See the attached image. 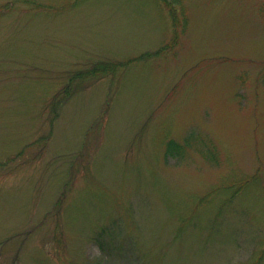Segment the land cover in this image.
Returning <instances> with one entry per match:
<instances>
[{
  "label": "rangeland",
  "instance_id": "obj_1",
  "mask_svg": "<svg viewBox=\"0 0 264 264\" xmlns=\"http://www.w3.org/2000/svg\"><path fill=\"white\" fill-rule=\"evenodd\" d=\"M180 1L0 0V264H264V0Z\"/></svg>",
  "mask_w": 264,
  "mask_h": 264
},
{
  "label": "trees",
  "instance_id": "obj_2",
  "mask_svg": "<svg viewBox=\"0 0 264 264\" xmlns=\"http://www.w3.org/2000/svg\"><path fill=\"white\" fill-rule=\"evenodd\" d=\"M181 1L180 0H160V3L165 7V9L168 10V13L171 17L172 26L174 27V30H177L181 28V24L184 28H186L187 25V18L183 16L184 11L181 9H178L175 7V5H178ZM11 5L8 3L0 6V15L3 13V11L8 10ZM42 7L41 5H38L36 8ZM181 19H183L181 21ZM180 27V28H179ZM178 35V34H177ZM178 37L175 36L172 40L173 42H177ZM163 48L159 49L154 56L159 57L161 53L163 52ZM150 56L149 54H147ZM141 58L134 59V60H128L127 62H110V61H101L98 63L93 64L90 68H88L84 72H77L74 73L71 76L70 82L79 79L80 83L78 85H82V82H85L86 80H99L101 78L114 75L120 68H126L130 63L133 61H139ZM70 85V84H69ZM70 86L67 87L64 94L67 96L69 93ZM76 88V87H75ZM57 97V96H56ZM55 97V98H56ZM57 105V104H56ZM206 140L200 136L197 135H190L188 139H185L183 142H178L175 139H169L165 142V158H175L178 160L185 159L188 155L190 150H195L201 157L208 160V157L215 158L214 149L212 150L209 145V143L205 142ZM241 184V183H240ZM245 183L242 182L241 186ZM244 187V186H243ZM241 189V188H240ZM239 189V190H240Z\"/></svg>",
  "mask_w": 264,
  "mask_h": 264
}]
</instances>
